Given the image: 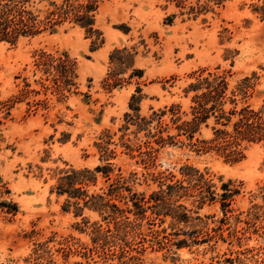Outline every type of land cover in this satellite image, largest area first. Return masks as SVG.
Listing matches in <instances>:
<instances>
[{"label":"rangeland","instance_id":"rangeland-1","mask_svg":"<svg viewBox=\"0 0 264 264\" xmlns=\"http://www.w3.org/2000/svg\"><path fill=\"white\" fill-rule=\"evenodd\" d=\"M206 3L212 1L102 0L96 26L104 42L93 50L92 38L71 25L15 45L0 43V264H264V143L252 144L238 162L165 145L146 165L141 151L150 138L127 121L126 114L134 113L132 94L139 96L141 116L171 103L186 111L191 93L184 90L201 68L226 73L231 86L250 77L249 103L264 101V19L253 11L260 0H222L196 17L187 13L189 5ZM122 48L131 56L119 54L118 67L110 54ZM40 50L76 60L77 91L61 100L40 92L14 101L25 80L42 88L34 71ZM112 71L118 80L107 88L104 79ZM33 98L46 100L34 107ZM106 162L112 175L119 169L126 178L135 173L127 185L144 195V211L138 213L123 190L120 204L131 210L133 226L126 235L121 230L94 243L92 225L105 229L107 222L89 208L81 215L73 207L64 211L68 196L50 189L63 169ZM185 164L207 170L218 185L231 179L239 186L225 220L220 196L197 208L196 191L176 202L189 209L186 222L156 213L151 194L161 183L183 180ZM97 174L89 193L111 181Z\"/></svg>","mask_w":264,"mask_h":264},{"label":"trees","instance_id":"trees-1","mask_svg":"<svg viewBox=\"0 0 264 264\" xmlns=\"http://www.w3.org/2000/svg\"><path fill=\"white\" fill-rule=\"evenodd\" d=\"M174 1L177 6H181L185 0ZM210 1L211 4L189 5L187 13L196 17L212 10V5L222 4V0ZM101 2L102 0H0V43L15 45L21 38L34 37L45 31L71 25L84 29L87 36L92 38L91 49H96L104 42L102 31L96 26ZM260 2L254 6L253 11L264 19V0ZM123 53L127 57L131 56L126 48L115 49L110 54L111 61L118 67L123 63L122 58H119L122 55H118ZM34 64V71L41 74L38 82L42 88H31L30 83L25 80L24 87L13 97L14 101L24 100L31 94L40 92L44 95L50 92L61 100L77 91L76 60L67 52L40 50L36 53ZM117 80L115 72L112 71L104 79V84L111 88ZM253 86L254 83L248 76L231 86L226 73L201 68L184 90L185 96L191 93L186 111L182 110L179 103H171L158 110H152L148 116L140 115L137 101L139 96L132 94L129 106L134 113L126 114L127 121H134L137 130L146 131L147 138H150L144 141L146 149L141 151L145 155L143 162L146 165L153 164L154 152L158 148L177 144L187 145L199 153L215 152L233 162L243 160L252 144L264 143V101L258 106L249 103L248 98ZM136 91L140 92L141 89L137 87ZM45 100L46 98H33L30 103L37 107ZM153 143L158 147H154ZM182 169V175L185 177L183 180L161 183L159 190L151 194L154 201L152 206L158 209L156 213L163 211L165 215L186 222L190 218L189 209L176 202L189 191H196L197 208L206 202H215L219 195L225 220L226 212L230 211L231 200L239 193V186L231 179L218 185L207 170L200 171L188 164ZM112 170L110 162L98 164L92 169L69 167L60 171L57 182L50 189L57 195L68 196L64 211L73 207L74 214L81 215L84 208H89L97 211L107 222L105 229L100 225H92L94 243L107 241L110 235L117 236L121 230L126 235L128 231L125 228L133 226L127 215L131 210L120 204L123 190L130 192V200L138 209V213L144 211V195L131 191V186L127 185L130 181L134 182L135 173L126 178L120 169L115 175H112ZM97 173H100L105 181H111L106 189L99 187V191L89 193L88 187L96 185ZM184 181L187 182L186 185ZM218 187L221 192L217 191ZM248 215L254 218L257 214L249 211ZM195 218L200 219L198 216ZM110 223L114 229H111ZM113 230L115 235L112 234Z\"/></svg>","mask_w":264,"mask_h":264}]
</instances>
